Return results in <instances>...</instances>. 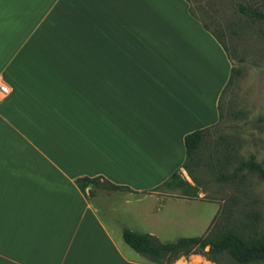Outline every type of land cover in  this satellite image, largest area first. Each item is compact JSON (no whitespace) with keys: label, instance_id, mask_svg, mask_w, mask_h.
Returning <instances> with one entry per match:
<instances>
[{"label":"crops","instance_id":"crops-1","mask_svg":"<svg viewBox=\"0 0 264 264\" xmlns=\"http://www.w3.org/2000/svg\"><path fill=\"white\" fill-rule=\"evenodd\" d=\"M231 68L187 0H0V264H151L123 231L174 242L195 213L158 192L99 213L75 180L164 183Z\"/></svg>","mask_w":264,"mask_h":264},{"label":"rangeland","instance_id":"rangeland-1","mask_svg":"<svg viewBox=\"0 0 264 264\" xmlns=\"http://www.w3.org/2000/svg\"><path fill=\"white\" fill-rule=\"evenodd\" d=\"M187 2L191 15L223 41L237 77L221 97L219 122L205 130L194 151L190 173L182 168L178 171L179 178L193 187L195 197L186 196L185 187L178 181L158 194L181 201V211L195 213L196 224L182 237L202 236L216 217L217 237L233 232L246 241L263 242L264 178L247 163L252 156L264 170V22L245 16L239 8L264 13V0ZM85 193L99 213L112 208L136 211L153 207L150 201H137L144 198L143 194L113 190L102 182L89 186ZM166 200L159 199L156 206H163ZM177 236L168 235V240ZM170 264L233 263L226 255L216 256L214 262L193 254ZM250 264H264V260Z\"/></svg>","mask_w":264,"mask_h":264},{"label":"trees","instance_id":"trees-1","mask_svg":"<svg viewBox=\"0 0 264 264\" xmlns=\"http://www.w3.org/2000/svg\"><path fill=\"white\" fill-rule=\"evenodd\" d=\"M240 12L249 18L258 19L264 22V13L257 10H247L243 7L239 8ZM192 14V12H191ZM204 28L207 30L206 26ZM217 41L223 46L227 52L224 43L218 36H215ZM237 77V71L234 67L231 68L229 78L222 91V95L233 85ZM220 97V100H221ZM220 103V101H219ZM221 118L220 106H219V120ZM204 130H197L185 135L184 147H185V162L182 165V169L190 173V162L193 160V154L200 146ZM250 170L257 171L264 178V170L261 166L255 162L254 157L251 156L250 161L247 163ZM179 171V170H178ZM178 171L172 173V175L161 185L155 187L150 191L136 192L131 190L127 186H117L101 176L89 178L82 177L75 180L77 188L86 196L85 189L91 185H95L99 182L105 184L108 188L113 190H126L133 194H150L159 192L162 188H169L178 181L181 187H185V195L188 197H195L193 187L188 185L185 181L179 178ZM87 197V196H86ZM219 223L216 221V217L213 218L209 228L202 236L199 237H181L174 242L161 243L156 237L148 234H138L130 230H124L122 233L123 241L134 252L139 254L142 258L146 259L151 264H170L172 261L177 260L180 257L188 258L190 255L198 254L206 257L211 261L216 262V256L226 255L233 264H250L257 261L264 260V241H246L238 234L233 232H225L221 236L217 237L219 232ZM209 247L208 251H205L206 247ZM166 257L164 261L160 258Z\"/></svg>","mask_w":264,"mask_h":264},{"label":"built area","instance_id":"built-area-1","mask_svg":"<svg viewBox=\"0 0 264 264\" xmlns=\"http://www.w3.org/2000/svg\"><path fill=\"white\" fill-rule=\"evenodd\" d=\"M10 93V87L5 83L0 75V101Z\"/></svg>","mask_w":264,"mask_h":264}]
</instances>
